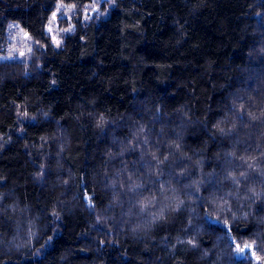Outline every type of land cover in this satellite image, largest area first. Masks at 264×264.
<instances>
[{
    "label": "trees",
    "instance_id": "16d2710c",
    "mask_svg": "<svg viewBox=\"0 0 264 264\" xmlns=\"http://www.w3.org/2000/svg\"><path fill=\"white\" fill-rule=\"evenodd\" d=\"M89 2L0 0V55L11 24L29 39L23 56H0V264H264V174L222 179L247 167L229 149L264 172V0H113L54 40L50 12ZM223 117L236 124L227 134L212 127ZM150 148L171 154L159 178ZM195 158L212 172L202 192ZM141 173L195 199L132 234L121 225L135 193L121 184ZM229 188L231 231L204 213ZM194 234L200 246L180 242Z\"/></svg>",
    "mask_w": 264,
    "mask_h": 264
},
{
    "label": "clouds",
    "instance_id": "9594fccd",
    "mask_svg": "<svg viewBox=\"0 0 264 264\" xmlns=\"http://www.w3.org/2000/svg\"><path fill=\"white\" fill-rule=\"evenodd\" d=\"M260 115H264V108L260 109ZM212 127L216 130V132L227 134L231 132L235 127V121H229L227 117H223L218 119ZM169 146L173 147L176 150H180V144L176 140H170ZM149 153L152 155L153 159L156 161V165L154 168L149 169L152 172L153 176L159 178L164 173L161 168V165L165 163L169 159L170 153H165L163 156H160L159 149L150 148ZM184 156H188V152L181 153ZM227 155H231L236 157L237 159L243 160L247 167L240 171L228 170L227 175L222 177L223 180H235L239 185L238 178L240 176H244L247 174L248 169H253L257 172H262V166L256 162V156H245L240 155L237 156L235 149H229ZM258 155H264V153H259ZM193 163L199 166L200 175H198L195 179L191 180V184L195 185L197 192H202L200 187L205 181L203 179L204 175H211V170L207 173L204 172L202 158H195ZM189 165H186L184 168L177 169L178 175H183ZM119 172V170H117ZM143 173L140 175H129V179L131 180V184L124 185L121 184V187H127L129 191L135 193V199L133 203H131L125 213V219L121 225V227H127L128 231L132 234H136L137 232H144L146 229L151 228L155 223L159 221H167L171 216L180 212L182 206L185 204V201H192L195 199L193 196L182 195V189L175 184L171 179H160L158 183L152 184L147 178L141 179L143 177ZM112 183H116V181H112ZM151 186L149 187L148 185ZM188 185L185 184L184 187ZM253 193L257 191V189H252ZM237 195L236 189H227L223 193H218L216 191H212L208 196L209 202L215 206V210L210 209L207 205L204 207V213L210 215L214 219H222V223L225 225V228L229 231L232 230V222L231 219L225 215L221 218L220 213L231 210L232 200L229 197H235ZM86 196L91 199V194L86 192ZM120 199L119 195L116 194L112 197V202H118ZM244 200L250 199V197L245 194L242 198ZM95 201H93V204ZM254 201L248 204V209L252 210ZM235 215V213H233ZM244 215H248V212H245ZM261 222H264V217H258ZM188 223H191V218H188ZM27 231L29 236H31L34 231V221H27ZM242 232L247 233L250 232L251 229L245 227L241 229ZM180 242L191 245L192 247L200 246V242L197 240L196 235H192L189 237L183 238ZM251 250H256V246L253 245ZM211 246L205 248V255L210 254ZM261 261H264V254L261 256ZM255 264H261L260 261H255Z\"/></svg>",
    "mask_w": 264,
    "mask_h": 264
},
{
    "label": "rangeland",
    "instance_id": "374dc122",
    "mask_svg": "<svg viewBox=\"0 0 264 264\" xmlns=\"http://www.w3.org/2000/svg\"><path fill=\"white\" fill-rule=\"evenodd\" d=\"M113 0H92V2L84 4L81 9L75 11L72 16V7L58 4L55 10L49 14L48 24L46 29L51 33L52 37L56 40H60L66 32L70 31L75 26V19L77 21L89 20L93 17H98L100 14L111 5ZM57 14V18H54L53 14ZM10 46L6 55H0L3 58H19L23 56L28 49L29 39L27 34L19 28L18 25H10ZM50 29V30H49ZM249 246H242L237 249V256L239 258L248 257L250 253Z\"/></svg>",
    "mask_w": 264,
    "mask_h": 264
},
{
    "label": "snow or ice",
    "instance_id": "6c2138e0",
    "mask_svg": "<svg viewBox=\"0 0 264 264\" xmlns=\"http://www.w3.org/2000/svg\"><path fill=\"white\" fill-rule=\"evenodd\" d=\"M101 2H104V0H101ZM53 16H54V18H57V14L56 13H54L53 14ZM11 27V26H10ZM50 30V29H49ZM53 39L55 40V37H53ZM57 43H58V41H56Z\"/></svg>",
    "mask_w": 264,
    "mask_h": 264
}]
</instances>
